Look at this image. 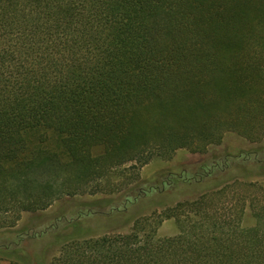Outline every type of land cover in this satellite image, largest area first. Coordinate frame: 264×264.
I'll return each mask as SVG.
<instances>
[{
  "label": "trees",
  "instance_id": "obj_1",
  "mask_svg": "<svg viewBox=\"0 0 264 264\" xmlns=\"http://www.w3.org/2000/svg\"><path fill=\"white\" fill-rule=\"evenodd\" d=\"M228 131L264 139V0H0V212L42 209L122 163ZM214 168L167 173L128 203L207 188ZM248 207L250 225L242 204L207 210L172 235L72 243L54 264H264V205Z\"/></svg>",
  "mask_w": 264,
  "mask_h": 264
},
{
  "label": "rangeland",
  "instance_id": "obj_2",
  "mask_svg": "<svg viewBox=\"0 0 264 264\" xmlns=\"http://www.w3.org/2000/svg\"><path fill=\"white\" fill-rule=\"evenodd\" d=\"M95 152H101V147ZM201 163L215 167L206 182L207 188L168 195L162 202L149 200L136 209L128 203L139 187L154 184L167 173L190 174ZM208 188L213 189L199 204L192 202ZM250 203L264 205V139L253 141L228 131L220 141L199 150L178 148L170 154L153 156L143 164L137 160L122 163L93 181L86 191L62 195L42 209L18 214L0 212V254H14L28 264H54L72 243L126 234L136 227L141 235L147 232L172 235L180 223L190 224L202 211L228 214L232 207L241 204L245 207L243 222L250 225L253 223L248 212ZM79 210L91 213L79 217ZM171 212L179 221L168 215ZM76 218L79 224H72ZM99 218L103 224H97ZM16 235L20 242L14 240ZM29 235L33 239H28Z\"/></svg>",
  "mask_w": 264,
  "mask_h": 264
}]
</instances>
